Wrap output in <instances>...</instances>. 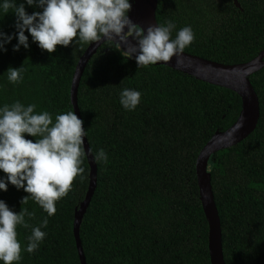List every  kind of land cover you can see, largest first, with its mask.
Returning a JSON list of instances; mask_svg holds the SVG:
<instances>
[{
    "label": "trees",
    "instance_id": "trees-1",
    "mask_svg": "<svg viewBox=\"0 0 264 264\" xmlns=\"http://www.w3.org/2000/svg\"><path fill=\"white\" fill-rule=\"evenodd\" d=\"M23 3L28 14L43 8ZM38 2V0H37ZM131 0H129V3ZM159 0L158 24L171 20L178 31L191 26L195 39L185 52L224 64L249 61L264 49V0ZM4 0H0V6ZM17 17L0 7V31L13 39L0 50V107L17 100L35 104L36 113L74 111L71 84L79 58L90 45L57 46L48 53L28 36L18 44ZM103 43L88 62L78 87V106L93 155L104 149L108 162H96L97 186L80 225L87 264H211L209 226L196 176L199 152L217 131L237 120L242 99L165 65L138 67L135 57ZM24 66L23 81L9 82L10 67ZM258 95L260 118L253 133L209 160L212 188L222 225L227 264H264V67L250 76ZM124 88L142 93L134 110L120 103ZM26 139L37 137L24 134ZM84 179L49 216L30 194L10 182L0 200L10 210L34 212L28 228L17 226L22 259L14 264H81L73 232L75 211L85 199L90 165L83 157ZM0 179L7 174L0 170ZM26 185V182H25ZM47 218L45 239L26 250L34 227ZM0 264H4L0 260Z\"/></svg>",
    "mask_w": 264,
    "mask_h": 264
},
{
    "label": "clouds",
    "instance_id": "clouds-1",
    "mask_svg": "<svg viewBox=\"0 0 264 264\" xmlns=\"http://www.w3.org/2000/svg\"><path fill=\"white\" fill-rule=\"evenodd\" d=\"M27 4L43 8V11L30 15L23 3L17 6L11 0H4L0 6L4 14L12 9L17 17L18 44L14 51H19L21 45L29 47L25 31L50 54L56 51L57 46L68 47L73 41L82 46L106 40L115 42L117 49L127 44V51L123 53L129 57L136 54L140 68L158 62L167 63L173 57L182 64L185 48L195 39L191 26L181 28L173 39L176 25L171 20L166 24L149 26L145 32L129 18L128 12L132 8L129 0H27ZM130 37L137 41V45L129 43ZM12 39L0 31V50L6 51L4 44ZM26 71L24 66L10 67L7 71L9 82L21 83ZM141 96L140 91L124 88L120 93V103L126 110H134ZM35 109V104L25 106L18 100L0 107V170L7 174L6 181L0 179V189L7 191L10 182L30 194L21 200L23 205L31 198L49 216H53L57 212V201L68 195L77 177L84 179L85 169L81 165L87 131L75 111L58 114L53 122L48 111L36 113ZM25 133L37 137V141L26 139ZM94 159L97 163L108 162L104 149L95 153ZM34 216L35 213L26 207L17 214L0 200V260L4 264H14L22 259L23 248L18 240L17 226L28 228L25 217ZM47 225L45 218L41 226L32 229L27 252L33 253L38 249L46 237L41 227L46 228Z\"/></svg>",
    "mask_w": 264,
    "mask_h": 264
},
{
    "label": "water",
    "instance_id": "water-1",
    "mask_svg": "<svg viewBox=\"0 0 264 264\" xmlns=\"http://www.w3.org/2000/svg\"><path fill=\"white\" fill-rule=\"evenodd\" d=\"M235 1L239 6L237 0ZM130 3L132 8L128 12V16L134 24L143 27L145 32L149 26H158L156 14L159 0H131ZM127 31L128 29L125 28V32ZM105 42L107 41L92 42L79 58L75 68L70 94L73 109L80 119H82L78 106V87L80 80L88 62L96 54L98 48ZM129 43L137 45V41L131 37L129 38ZM121 49L127 51V44H122ZM135 55L133 54L132 56L135 57ZM182 59V64H178L176 57H173L170 62H158L154 65H165L174 70L191 75L198 80L230 89L236 92L242 99V109L236 122L225 131H217L201 149L196 161V176L200 200L209 226L208 247L211 264H227L223 251L221 219L212 188L211 172L208 169L209 160L214 153L232 147L246 139L255 131L258 125L260 103L258 95L251 83L250 76L264 67V49L255 58L236 64L220 63L185 51ZM84 140L85 153L90 165V182L85 199L75 211L73 224V232L81 264L87 263L80 239V225L97 186V164L87 137H84Z\"/></svg>",
    "mask_w": 264,
    "mask_h": 264
}]
</instances>
